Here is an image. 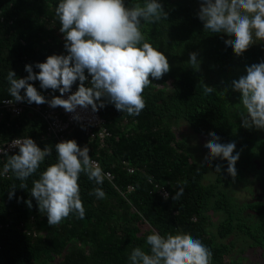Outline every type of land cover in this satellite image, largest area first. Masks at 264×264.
<instances>
[{"label":"trees","instance_id":"16d2710c","mask_svg":"<svg viewBox=\"0 0 264 264\" xmlns=\"http://www.w3.org/2000/svg\"><path fill=\"white\" fill-rule=\"evenodd\" d=\"M160 2L169 13L168 20L143 24L141 30L148 42L165 53L171 70L145 89V109L139 116H128L107 104L101 116L109 135L102 141L87 136L78 124L65 132L63 140L74 139L81 148L88 145L91 158L113 174V183L105 178L102 185L81 174L83 219L70 215L58 226L48 224L30 191L39 173L56 163L54 145L58 141L47 133L35 112L2 116L0 142L30 136L42 149L52 145L53 152L26 181L27 189L19 188L21 181L11 172L7 177L0 175V264H130L133 248L150 250L146 237L153 230L165 236L188 233L200 239L213 252L212 264H264V130L241 127L237 115L242 105L240 93L231 88L225 95L222 92L232 80L246 74V65L264 60V42L237 57L224 43L230 37L203 29L196 15L199 9L191 0ZM58 3L0 0V98L9 97V70L23 78L26 64L44 62L52 54H67L55 16ZM125 3L131 7L144 0ZM191 52L198 53L199 71L188 63ZM31 83L42 94L39 81ZM203 83L217 91L204 95ZM183 121L204 135L206 142L208 134L215 132L221 143H236L235 151L241 155L234 181L227 173V161L196 162L191 148L176 133ZM6 161L7 157H0V167ZM217 164L222 166L220 173L215 172ZM209 170L214 180L203 183ZM244 179L257 185L254 195L235 191ZM185 181L184 194L174 201L178 184ZM13 184L17 189L9 200ZM159 186L168 191L167 200L158 193ZM95 187H102L106 199L89 194ZM17 197L31 199L32 208L18 203Z\"/></svg>","mask_w":264,"mask_h":264},{"label":"clouds","instance_id":"9594fccd","mask_svg":"<svg viewBox=\"0 0 264 264\" xmlns=\"http://www.w3.org/2000/svg\"><path fill=\"white\" fill-rule=\"evenodd\" d=\"M196 15L204 30L230 37L224 43L237 57L243 56L257 41L264 42V0H200ZM55 16L60 23L59 32L63 35L67 54H52L44 62L26 64L27 76L23 78L9 70L6 80L11 99L0 103L62 107L65 112L72 113L77 122L83 120L78 108L87 110L90 107L96 113L107 104L128 116H139L146 107L145 89L171 70L165 53L148 42L141 30L143 24L168 20L169 13L160 0H144L143 4L135 3L131 7L125 0H59ZM197 56L196 52L189 53L188 63L194 71L200 70L201 61ZM34 67L39 71L35 72ZM245 72L222 92L225 95L231 88L240 93L243 111L237 115L241 127L264 130V60L246 65ZM35 81H39L40 89L59 91L60 95L46 98L31 83ZM77 82V90L73 92ZM215 91V87L203 83L204 95ZM66 93L67 98H64ZM81 128L86 130L83 123ZM208 135L204 144L208 151L206 162L211 163L217 158L227 161V173L234 181L241 155L240 151H235L236 143H221L215 132ZM54 146L56 163L39 173L30 191L39 211L46 213L50 226H58L70 215L79 219L85 217L79 185L81 174L96 185H102L105 177L110 176L91 158L88 145L81 148L76 140L68 139ZM9 148H18V153L9 155L8 150L0 148V155L7 157L3 173L11 172L21 181L19 188L27 189L26 181L37 174L47 157L52 156V145L42 149L27 137L12 140ZM221 167L217 164L215 172L220 173ZM183 184L186 181L178 184V190L172 196L174 201L184 194ZM16 189L13 184L8 191L9 200L15 197ZM89 194L106 199L102 187H95ZM168 198L169 194L165 192L164 199ZM16 199L29 209L33 206L31 199ZM146 244L149 251L141 247L132 249L128 257L130 264H212L213 252L188 233L165 236L153 230L147 235Z\"/></svg>","mask_w":264,"mask_h":264},{"label":"built area","instance_id":"2783aa9c","mask_svg":"<svg viewBox=\"0 0 264 264\" xmlns=\"http://www.w3.org/2000/svg\"><path fill=\"white\" fill-rule=\"evenodd\" d=\"M78 83L73 85L72 91L75 92L78 87ZM86 86H88L86 82ZM42 95H44L46 98H51L53 95L59 96V91L52 92V90H43ZM67 93L64 95V98H67ZM11 99V97H3L0 98V101ZM32 111L37 113L43 122L45 123V128L47 133L54 137L58 142L62 141L65 135V132L67 128L71 125L78 124L81 125L83 123L86 127L85 134L90 137H97L102 141L105 137L109 135V130L105 126V120L101 116V109L93 113L91 111V108L87 110H81L77 109V111L80 112L81 116L83 117V120L81 122H77L73 120L72 113H67L62 107H57L55 109L51 108L48 104L43 105H36L35 103L29 105L24 102H18L12 105L6 104V103H0V120L2 119V116L4 114H11L13 116L21 115L25 112ZM30 136H15L10 139H7L3 142H0V148H5L8 150L9 154L18 152V148H9V145L11 144V141L16 138H27ZM32 138L35 142L36 139ZM2 157V155H0ZM96 162H98L96 159H93ZM99 163V162H98ZM100 165V164H99ZM105 173H110V176H106L105 178L113 183V174L109 170H103ZM129 172H133V168H128ZM9 173L4 174L3 173V167H0V175L3 177H7ZM129 189H132V186H128ZM168 191L163 186L158 187V193L164 197V193Z\"/></svg>","mask_w":264,"mask_h":264},{"label":"rangeland","instance_id":"374dc122","mask_svg":"<svg viewBox=\"0 0 264 264\" xmlns=\"http://www.w3.org/2000/svg\"><path fill=\"white\" fill-rule=\"evenodd\" d=\"M195 6L199 9L200 6V0H191ZM260 42L257 41L256 44ZM241 111H243V106L240 107ZM179 138L184 140L187 145L191 148L190 150L193 152L195 156V160L199 164H206L205 157L207 156L206 148L204 147V144L206 143V137L202 134L195 133L192 131V129L189 127V125L183 121L181 125L179 126V131H176ZM252 163V162H251ZM254 163V161H253ZM214 180V174L212 171H208L204 178L202 179L203 183H207ZM240 188L235 189L236 192L238 191H246L249 194L254 195L257 192V185L252 182L251 180L244 179L243 183H240ZM223 190L225 192H228V187L223 186ZM250 191V192H249ZM240 198L242 196H239ZM241 199H246L245 197Z\"/></svg>","mask_w":264,"mask_h":264}]
</instances>
